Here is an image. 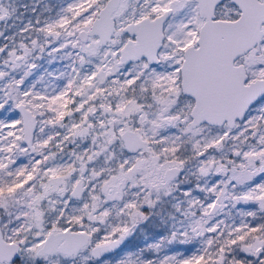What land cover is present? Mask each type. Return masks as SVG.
Wrapping results in <instances>:
<instances>
[{
	"label": "snow or ice",
	"instance_id": "obj_1",
	"mask_svg": "<svg viewBox=\"0 0 264 264\" xmlns=\"http://www.w3.org/2000/svg\"><path fill=\"white\" fill-rule=\"evenodd\" d=\"M0 264H264V0H0Z\"/></svg>",
	"mask_w": 264,
	"mask_h": 264
},
{
	"label": "rangeland",
	"instance_id": "obj_2",
	"mask_svg": "<svg viewBox=\"0 0 264 264\" xmlns=\"http://www.w3.org/2000/svg\"><path fill=\"white\" fill-rule=\"evenodd\" d=\"M22 2L31 4L32 0H22ZM63 2H64V0H43V3L49 4L53 8H55L56 5L61 4ZM41 63L43 65L42 71H43V69H47L49 72H58L61 69V67H62V65L60 63H58V62L49 64L46 61H41ZM151 234L152 233H149V235H151ZM144 239H145V234H144V232H141L132 241V244L130 245V247L133 246L137 241H140V245H142Z\"/></svg>",
	"mask_w": 264,
	"mask_h": 264
},
{
	"label": "trees",
	"instance_id": "obj_3",
	"mask_svg": "<svg viewBox=\"0 0 264 264\" xmlns=\"http://www.w3.org/2000/svg\"><path fill=\"white\" fill-rule=\"evenodd\" d=\"M136 244H140V241H137L134 245H136Z\"/></svg>",
	"mask_w": 264,
	"mask_h": 264
}]
</instances>
